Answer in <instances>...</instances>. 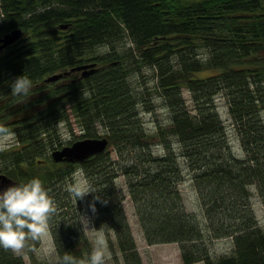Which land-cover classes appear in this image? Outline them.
<instances>
[{
	"label": "trees",
	"instance_id": "1",
	"mask_svg": "<svg viewBox=\"0 0 264 264\" xmlns=\"http://www.w3.org/2000/svg\"><path fill=\"white\" fill-rule=\"evenodd\" d=\"M0 9V39L15 29L24 32L0 52V128L17 142L0 150V191L38 177L57 207L49 222L57 259L39 261L34 251L40 242L29 241L24 251L32 264L89 257L93 244L81 231L80 213L106 232L118 264H144L122 204L126 194L116 183L120 175L148 245L179 243L182 264H264V230L251 197L255 187L264 204V0H0ZM125 34L137 48L133 66L156 70L179 153L165 134H156L165 145V153L157 154L154 135L139 119L128 77L132 64L115 50ZM102 46L110 50L98 54ZM94 62L98 70L87 78L45 81ZM22 75L31 89L27 96L12 95L11 83ZM219 94L229 101L244 157L231 146L215 104ZM72 118L83 130L75 141L107 137L113 151L56 163L53 151L74 142L63 144L58 125ZM180 157L192 173L202 215L185 207ZM77 169L95 192L78 201L64 190ZM230 237L232 254L215 259L211 242ZM0 264L26 262L0 248Z\"/></svg>",
	"mask_w": 264,
	"mask_h": 264
},
{
	"label": "rangeland",
	"instance_id": "2",
	"mask_svg": "<svg viewBox=\"0 0 264 264\" xmlns=\"http://www.w3.org/2000/svg\"><path fill=\"white\" fill-rule=\"evenodd\" d=\"M2 18V13L0 9V19ZM63 29V28H62ZM18 42V41H17ZM16 42V43H17ZM115 48L117 54L123 56L125 64H132L131 71L129 72V80L131 83L132 90L135 94V98L137 101V111L139 119L143 122L144 129H146L150 134L154 135V150L157 154H164L165 153V145L159 138L160 134L166 135V138L173 144L175 150L180 152V143L178 142V138L173 135L170 131V126L172 123L173 112L172 109L164 96L163 90L158 82V77L156 70L151 67L149 64L140 65L141 67H135L133 64L137 60V48L132 45L131 39L128 35L125 34L121 43H118ZM132 48V49H130ZM109 47L102 46L98 48V54H106L109 51ZM205 49L203 47H199L198 52L200 54L205 53ZM178 56L173 55L172 60L174 61L175 65H179L178 63ZM133 61V63H131ZM82 72L78 71L72 75V77L82 78ZM56 82V81H55ZM52 83V82H51ZM182 95L186 100V106L192 109L194 113V100L191 95V92L186 86L182 87ZM216 105L217 109L221 115L222 120L224 121L225 125L228 127L230 132V140L231 146L236 151L237 155L240 157L246 156L245 151L242 149L240 145V139L237 135V131L233 126V119L232 115L230 114V105L229 101L225 95L219 94L216 96ZM70 124L60 123L58 128L60 129V133H62V140L63 144L66 145L71 141H75L77 138H80L83 134V130L77 122L75 118H72L69 121ZM105 128L101 125H97V132L99 136H105ZM14 133H7V136L2 144H0V149H8L12 146L16 145ZM109 150L113 151V147H108ZM107 148V149H108ZM180 162L183 164V159L179 158ZM185 179L183 182L180 183L179 188L184 198V204L188 212H194L198 215L203 214V206L202 202L197 192V189L192 181V173L187 167L183 164ZM4 163L0 160V169H3ZM75 179L80 181L82 187L88 189V181L84 176L81 169H77L76 173L74 174ZM119 188H122L123 192L126 194V199L122 203L124 205V209L126 211L128 220L130 222L133 235L136 240V244L138 246V250L140 252V256H142L144 264H182V257H181V246L179 243H162V244H155V245H148L146 242L141 226L137 218L136 209L132 201L130 200L128 192V186L126 179L123 175H120L117 182ZM86 197V196H85ZM252 204L253 208L255 209L256 216L259 220V225L264 230V204L260 196L257 194L256 188L252 187ZM90 218V217H89ZM91 220V218H90ZM95 227L93 221L91 220L90 228ZM96 228V227H95ZM100 237L103 239L104 242V249L106 255L109 257L107 264H118L116 257L114 256L110 246L109 238L106 236V232L102 229H98ZM112 236V235H110ZM88 237L90 238L93 247L96 244V234L93 232L88 233ZM53 234L50 229V225L47 230V235L43 238V240L39 243V247L35 249L34 255L39 261H45L53 263L57 259V253L55 249V239H53ZM113 241L114 236H112ZM210 250L212 252V256L217 259L221 256L230 255L232 254V250H234V242L230 238H220L215 239L211 242ZM24 258L26 264H32L31 258L29 253L23 252L19 253ZM121 256V254H119ZM118 256V257H119ZM120 258V257H119ZM120 264L123 262L120 259ZM196 264H204L202 262H198Z\"/></svg>",
	"mask_w": 264,
	"mask_h": 264
},
{
	"label": "clouds",
	"instance_id": "3",
	"mask_svg": "<svg viewBox=\"0 0 264 264\" xmlns=\"http://www.w3.org/2000/svg\"><path fill=\"white\" fill-rule=\"evenodd\" d=\"M12 95L27 96L31 89V80L25 76L17 77L11 83ZM7 136V130L0 128V144ZM2 150V149H0ZM64 190L74 200H82L90 193H95L81 186L73 178L66 182ZM96 199H100L99 196ZM91 212H96L95 205H89ZM57 214V207L43 182L38 177L28 182L12 185L0 191V248L14 254L23 252L29 241L41 242L47 235L49 222ZM81 231L87 235L96 234V244L86 260H75L68 255L63 257V264H107L109 257L104 249L103 239L95 227L90 228L91 220L87 213H80Z\"/></svg>",
	"mask_w": 264,
	"mask_h": 264
},
{
	"label": "water",
	"instance_id": "4",
	"mask_svg": "<svg viewBox=\"0 0 264 264\" xmlns=\"http://www.w3.org/2000/svg\"><path fill=\"white\" fill-rule=\"evenodd\" d=\"M62 28H67V27L63 26ZM22 37H23V31L20 29H15L11 33H8L5 36H3L0 39V52L1 50H4L8 46L15 44ZM97 67L98 64L95 62L81 65L67 72L52 75L48 77L45 81L47 83L55 82L65 76L72 75L78 71H83L82 77L87 78L97 72L98 70ZM108 146H109V140L107 137L86 138V139H80L74 141L70 145H67L61 149H57L56 151L53 152L52 155L56 163H60L64 161H69V163L75 161H83L99 153H102L103 151H106Z\"/></svg>",
	"mask_w": 264,
	"mask_h": 264
},
{
	"label": "bare ground",
	"instance_id": "5",
	"mask_svg": "<svg viewBox=\"0 0 264 264\" xmlns=\"http://www.w3.org/2000/svg\"><path fill=\"white\" fill-rule=\"evenodd\" d=\"M23 34H24V32H23ZM82 78H84V77H82ZM108 147H109V146H108ZM56 150H57V149H56ZM56 150H55V151H56ZM106 150H107V149H106ZM53 152H54V151H53ZM103 152H104V151H103ZM52 154H53V153H52ZM52 154H51V155H52ZM52 156H53V155H52ZM88 159H89V158H88ZM86 160H87V159H86ZM84 161H85V160H83V161H75V162H70V163H81V162H84ZM64 162H68V163H69V161H64ZM70 163H69V164H70Z\"/></svg>",
	"mask_w": 264,
	"mask_h": 264
}]
</instances>
